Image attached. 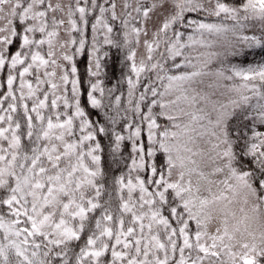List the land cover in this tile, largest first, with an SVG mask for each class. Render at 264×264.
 <instances>
[{
	"label": "snow or ice",
	"instance_id": "1",
	"mask_svg": "<svg viewBox=\"0 0 264 264\" xmlns=\"http://www.w3.org/2000/svg\"><path fill=\"white\" fill-rule=\"evenodd\" d=\"M83 3L87 5L88 0ZM91 7L98 8L100 16L92 24L90 58L82 76L74 56L85 52L86 39L84 29L73 19L79 13L80 21L85 26L88 23L89 10L81 6V0H75L74 8L69 5L67 13L70 31L80 34L70 44L78 46L73 55L59 57L70 67L58 63L53 50V38L64 20L53 15L49 23V13H62L60 3L0 0V20L6 21L0 27V72L7 70L0 84V88L6 84L0 95V264H73V256L74 264H264V131L256 130L257 125L264 127V63L223 67L229 56L254 57L257 49L264 53V0H240L238 4L216 0L212 10L201 0H136L135 7L126 0L127 18L121 25L130 27L137 45L142 31L147 36L152 16L162 18L153 39L144 41L146 59L137 64L135 49L128 48L127 74L120 70L127 83L126 108L121 107L123 94L113 97L118 88L106 89L100 79L108 68L99 55L98 27L106 30L103 44L122 47L104 19L107 12L112 20L119 19L116 4L111 2L106 8L91 0ZM200 14L205 18H199ZM208 16L220 22H206ZM250 21L260 22L261 35L245 34ZM128 36L124 32L123 47L132 43ZM13 45H17L15 51ZM161 45L163 51L154 61L153 53ZM195 45L209 51L194 57L187 50ZM215 47L224 51H211ZM213 59L222 65L215 71L209 67ZM168 61H172L170 67ZM150 72L155 73V80L149 78L142 84V74ZM210 75L239 78L240 85L229 89L239 99L217 105L208 94L192 87ZM257 79L260 84L254 83ZM244 90L252 95H245ZM174 93L175 100L164 101ZM201 101L205 107H195ZM181 103L195 110L185 111ZM170 106L198 124L199 135L215 138V159L222 165L211 175L227 170L218 184L193 159L200 153L190 147L195 141L191 133L196 132L192 123H173L178 131L157 123L161 116L172 122L179 118L168 114ZM155 108L160 111L154 112ZM237 110L250 125V136L229 128ZM121 121L122 130L117 131ZM102 138L113 145L114 162H118L121 145L130 142L128 173L114 179L115 207L111 200L100 202L104 185L97 178L103 175ZM132 172L137 173L134 178ZM250 199V213L240 207L238 216L233 205H248ZM97 210L99 216H92ZM217 212L221 225L210 234L208 224ZM86 231L83 245L70 256L73 243ZM237 247L239 251H233Z\"/></svg>",
	"mask_w": 264,
	"mask_h": 264
},
{
	"label": "rangeland",
	"instance_id": "2",
	"mask_svg": "<svg viewBox=\"0 0 264 264\" xmlns=\"http://www.w3.org/2000/svg\"><path fill=\"white\" fill-rule=\"evenodd\" d=\"M51 2L54 5L56 3H60L64 7V11L62 13L61 12H58L55 14H53L51 12L49 13V23L51 22V17L53 15H55L57 17V19H63L64 20V24L57 29L58 36L53 38V45H54L53 50L56 51V53H57L58 63H64L67 65V62H64L62 59H59V57L62 53H67L68 55H73V53L75 51V47H77L78 45H71L70 41L73 38H75L77 41L80 39V34L78 32H71L70 31L71 25L68 23V14H67L68 13V6L72 5L74 8L75 7V0H51ZM111 2H115V4H116L115 11H116L117 16L119 17V19H117L116 21L117 22L119 21L121 23L122 19L127 18L124 15V13H125L124 4H125L126 0H109L108 3H106L105 0H97L98 5L103 4L106 8L110 7ZM127 2L130 3L133 7L136 6V0H127ZM145 2L149 3V2H151V0H145ZM201 2L204 4L206 9L212 10L215 7L216 0H201ZM12 3H15V0H12ZM81 6H86L89 10L88 14L86 16V19L88 21L87 25L85 26L80 21L79 13H76L75 16L73 17V19H76L78 26L84 29L86 46H85V52L83 54H78V55L74 56V62L76 63V66H77V62H78L81 67L85 66V68H86V66L88 64V60L90 58L88 53L91 51V46H92V37H93L92 24L95 23L96 18L98 16H100V13H99L98 8L92 9L91 0H88L87 5H85L83 3V0H81ZM10 7H11V4L5 5L4 15H7V13L10 10ZM129 10H131V9H129ZM132 14H133V16L136 15L135 12H133ZM190 15H194V14H190ZM201 15H204V14H200L199 18L204 19L205 17H203V16L201 17ZM104 19H106L108 21V23H110L113 27V24L115 22L111 19V12L105 13ZM161 20H162V18L158 19L156 15L152 16V19L150 21H148V23H147L148 34H147V36H145L143 31L141 32V35L139 37V40H140L139 45H137L135 43L136 37L134 34L131 33L130 27L124 28L121 25L122 35H123V45H124V32H128L129 33L128 39L130 41H132V43L130 45H128V47H125V48H126L127 52H128V48H134L135 49V51L137 53V56H136L137 64H139L141 60L146 59L147 50L144 46V41L145 40L151 41L153 39V33L159 27ZM112 21L114 22L113 24H112ZM206 22L218 23L220 21L216 17L214 18V17L208 16L206 19ZM5 23H6L5 20H0V27L4 26ZM15 23H16L18 29L21 28L18 20H16ZM225 23H230V21H225ZM249 25H250L249 28L245 29L246 35H258L259 36L262 34L261 30H260V22L259 21H250ZM137 26H139L141 28L144 27L143 24H140ZM105 31L106 30L103 29L102 27H98V30L96 33L97 39L100 42V53H99L100 56H102L105 53L104 51H102L103 45H107V44H103V36H104ZM114 32L115 31H114V27H113V33L111 35H112V38L114 40H116V36H115ZM36 35H37V38H39L40 34L37 33ZM62 44L65 45V47L61 48ZM163 47L164 46L161 45L160 49H158L156 52L153 53L154 61L156 58H158L159 52L163 51ZM241 47H242V45H241ZM15 50H16V48H15ZM43 51L44 52L47 51L46 45L44 46ZM187 51H190L192 56L195 57V56L199 55L201 52L209 51V49H204V48H201L199 45H195V46H193V48H191ZM211 51L223 52L224 49L220 48V47H215V48L211 49ZM262 57H264V53H262L261 50H259V49L255 50L254 57H253V55L229 56L226 60H224L223 67L225 69H227L233 64L237 65V66L246 67L249 64L264 63V58H262ZM171 64H172V61H168V64L166 66L170 67ZM67 66L70 67V65H67ZM221 66H222L221 63L216 59H213V61L209 65V67L213 71L220 68ZM93 67H94V65H93ZM77 69H78V72L80 73V70H79L80 67L79 66H77ZM6 71L7 70H5V72H0V84H4L2 82V75H4L3 81L5 82V80H6ZM59 75H60V72L58 71L57 78H56L57 82H59ZM226 75H231V73L226 71ZM149 78H151V80H155V73L150 72V73L142 74V76H141L142 84L147 83ZM27 79H31V77H27ZM93 79H95V78H93ZM201 80H202V82H201ZM240 83H241V81L239 78H234L233 80H224V79H218L217 77L210 75V76H205V77L198 79V81L194 85H192V87H194L196 89V91L200 92L201 94H208L210 97V101L216 102L217 105H219V104H227L230 99H239V96L236 93L229 91V89L232 88L233 86L240 85ZM254 83L260 84L259 79L254 81ZM210 85H211V87H210ZM3 88L6 91V84ZM142 90H143L142 86L137 89V91H136V97L137 98H138V96ZM25 91H27V90L25 89ZM244 94L245 95H252V93L248 92L247 90H244ZM176 95L177 94L174 93L172 95L165 96L163 99L165 102L170 101V100H175ZM124 97H125L123 100L125 103L124 108H126V107H128V105H127V88H126V92H125ZM149 99H151L150 96H149ZM60 103H61V108H62V102H60ZM29 104L31 105V101H29ZM180 107L184 108L185 111H189V112L195 110V108H189V106L187 104H184V103H181ZM195 107H205V104L203 101H201ZM206 110L211 111V103L208 104ZM153 111L158 113L160 111V109L155 108ZM167 111H168L169 115H177L179 118L175 122H172V121L166 120L163 116H161V117H158L157 123H159L162 127L164 125H167L171 131H178L177 129L172 127L173 123H179L181 125L192 123V126L196 129V132L191 133V135L195 137V141L193 144L190 145V147H192L193 151L200 153V155L193 157V159H195L197 161L200 169L208 176L209 180L216 181L218 184L219 181H222L223 179H225V176L227 174V170H225V173H219L217 175H211L213 169L216 166L222 165V161L215 159L216 150H213V144L216 143L215 138L210 136L209 134L199 135L198 133L201 131V129L199 128V125L191 122L190 118L188 116L182 115L175 106H170V108ZM130 113L131 112H129L128 115H130ZM144 127H145L144 135H145V140H146V125ZM256 130L264 131V127L257 125ZM77 135H79V133H77ZM124 135L127 136V132H125ZM160 158L162 159V157H160ZM136 174H137L136 172H132L133 178L136 176ZM172 179L173 180L176 179L175 170H174ZM195 179L196 178L194 177L193 178L194 183H195ZM219 187L223 188V185H219ZM216 190H217V185L214 184L213 185V191H216ZM251 204H252L251 199L249 200L248 205H244L241 202H237L233 205V210L236 212V214L238 216L241 215V213L239 212L240 207H244L245 211L250 213ZM213 215H214L213 220H211L208 224V231L210 234L215 233L216 227L221 225V220H222L220 213L217 212V213H214ZM192 227L195 228L194 223L192 224ZM233 251H239V248L238 247L234 248ZM225 260H227V257H225ZM205 264H209V262L206 261Z\"/></svg>",
	"mask_w": 264,
	"mask_h": 264
},
{
	"label": "trees",
	"instance_id": "3",
	"mask_svg": "<svg viewBox=\"0 0 264 264\" xmlns=\"http://www.w3.org/2000/svg\"><path fill=\"white\" fill-rule=\"evenodd\" d=\"M224 2H227L230 4H238L240 0H224ZM202 16L204 17V15H201V17ZM211 17H214V16H211ZM113 21H112V24L114 23L113 27L115 31L114 33L116 36V41L120 45H122V47L118 49L110 45L108 46L103 45L102 51H104L108 55L106 57L104 56V54L101 56L103 57L102 64L107 65L108 72L106 76L102 74L100 78L103 81L102 86L105 87L106 89L112 88V87L118 88V91L113 93V97L115 95L123 94L121 107L124 108L125 103L123 100L125 98L124 95L126 92L127 83L124 77L121 76L120 70L123 69L124 73L127 74L128 69L127 67H125V65L128 63L126 61L127 50L125 47H123V35H122L121 23L119 21L117 22L116 20H113ZM15 48H17V45H13L11 50L14 51ZM77 66L80 67L79 69L80 74L84 76L85 66L81 67L78 62H77ZM113 72H115V76L113 75ZM3 79H4V75H2V82L4 83ZM117 80H119V83H117ZM3 92H5V90L4 88H1L0 95H2ZM105 97L106 98L104 99L105 101L104 103L107 104L108 103L107 92L105 94ZM84 99L85 98L82 96V103L84 102ZM113 103H114V100H113ZM6 106H7V102L5 103V107ZM129 117H133V114L130 113ZM122 125H123V121H121L120 124L116 125V130L121 131ZM229 128L230 129L235 128L241 133L247 132L249 136L251 135L250 125L248 124V122L243 120V117L239 110L237 111L236 117L229 121ZM125 132L126 131H124L123 134H125ZM102 144L104 147V152L102 153V160H101V168H102L103 175L97 178V183L104 185V190L100 197V202L104 203L105 201L111 200L113 207H115V205L118 203V193L115 191L116 186L114 184V179L121 174L127 175L128 173V168L131 166L130 142L125 141L121 145L120 152L117 153L118 162L113 161V155L111 152V148L113 147V145L109 144V141L107 138H102ZM99 214H100V211L97 210L95 213L91 215L98 217ZM87 234L88 233L86 231L82 235L81 240L79 242L73 243L72 245L73 253H70V256H73L74 253L79 251V246L83 245ZM73 264H74V256H73Z\"/></svg>",
	"mask_w": 264,
	"mask_h": 264
}]
</instances>
